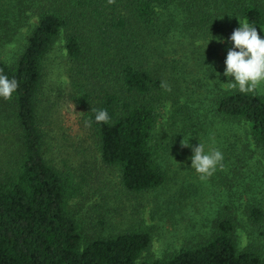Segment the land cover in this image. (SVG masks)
Returning <instances> with one entry per match:
<instances>
[{
    "label": "trees",
    "instance_id": "trees-1",
    "mask_svg": "<svg viewBox=\"0 0 264 264\" xmlns=\"http://www.w3.org/2000/svg\"><path fill=\"white\" fill-rule=\"evenodd\" d=\"M239 22L264 31V0H0V74L19 82L11 99L0 98V264H137L151 242L147 229L92 238L68 209L72 176L48 154V112L63 100L79 109L100 161L118 168L127 191L162 188L169 176L155 142L169 80L178 88L172 70L190 56L205 59L212 38ZM58 39L66 86L47 83ZM220 84L211 111L243 130L235 131L230 165L239 170L249 136L264 151V88L241 93ZM98 109L109 122L95 121ZM248 213L263 224L260 206ZM146 264H264V257L240 249L233 221L223 218L207 237Z\"/></svg>",
    "mask_w": 264,
    "mask_h": 264
},
{
    "label": "rangeland",
    "instance_id": "rangeland-1",
    "mask_svg": "<svg viewBox=\"0 0 264 264\" xmlns=\"http://www.w3.org/2000/svg\"><path fill=\"white\" fill-rule=\"evenodd\" d=\"M232 33L225 29L213 37V49L211 54L204 53L205 59L190 61V56L184 65L176 63L172 70L179 80L178 88L173 89L169 80L170 98L164 99L159 109L155 142L169 176L162 188L127 191L118 168L100 161L91 131L79 123L81 111L63 100L48 112V154L59 167L67 165L71 172L72 193L67 207L78 218L85 236L147 229L151 242L137 260V264H146L207 237L218 220L230 218L239 248L254 249L264 257V221L256 224L248 213L253 204L264 211V151L249 136L248 155L243 157L240 169L230 167L235 161L234 148L240 143L235 131L242 134L243 130L235 124H222L211 111L214 84L229 88V79H234L223 75L227 50L233 46L228 40ZM258 34L264 38V31ZM207 47L204 44L203 49ZM65 55L64 41L58 39L50 54L54 63L48 84H68ZM257 87L263 89L264 82ZM172 89L176 96H172ZM247 137H243L244 142ZM182 142L189 146H182ZM199 143L205 152L219 149L223 153L221 165L211 175L202 176L191 168L193 148Z\"/></svg>",
    "mask_w": 264,
    "mask_h": 264
},
{
    "label": "clouds",
    "instance_id": "clouds-1",
    "mask_svg": "<svg viewBox=\"0 0 264 264\" xmlns=\"http://www.w3.org/2000/svg\"><path fill=\"white\" fill-rule=\"evenodd\" d=\"M239 23L240 27L228 38L233 46L227 50L223 75L234 77L229 79V87L238 89L241 93H249L264 82V38L258 34L255 25L248 22ZM18 87L19 82L14 77L9 78L5 74H0V98L11 99ZM109 120L110 116L106 109L96 110V122L107 123ZM182 146L187 147L189 143L182 142ZM222 161L223 153L219 149L205 152L201 143L193 148L191 168L202 176L211 175Z\"/></svg>",
    "mask_w": 264,
    "mask_h": 264
}]
</instances>
